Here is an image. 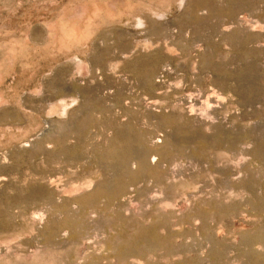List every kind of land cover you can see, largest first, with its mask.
Listing matches in <instances>:
<instances>
[{
  "label": "rangeland",
  "instance_id": "374dc122",
  "mask_svg": "<svg viewBox=\"0 0 264 264\" xmlns=\"http://www.w3.org/2000/svg\"><path fill=\"white\" fill-rule=\"evenodd\" d=\"M0 264H264V0H0Z\"/></svg>",
  "mask_w": 264,
  "mask_h": 264
}]
</instances>
